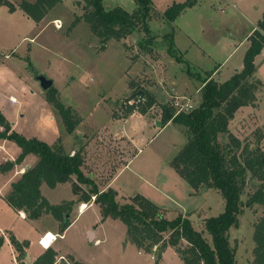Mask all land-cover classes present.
Returning <instances> with one entry per match:
<instances>
[{
  "label": "rangeland",
  "instance_id": "obj_1",
  "mask_svg": "<svg viewBox=\"0 0 264 264\" xmlns=\"http://www.w3.org/2000/svg\"><path fill=\"white\" fill-rule=\"evenodd\" d=\"M8 1L14 9L0 3V52L6 56L0 58V109L13 128L27 138L35 137L48 144L61 138L71 154L72 148L82 150L87 161L85 174L101 190L111 187L117 191L119 204L143 195L161 207L170 220L180 214L187 216L194 228L212 242L206 220L225 211L226 199L214 187L193 188L172 166L171 161L187 142L181 126L172 123L162 127L150 115L139 112L128 118L119 116L124 115L122 106L133 93L132 80L158 97L166 96L177 108L187 102L200 106L201 88L210 72L215 71L213 79L224 82L243 68L250 45L247 35L264 17V0H197L173 21L167 20L164 12L186 0H153L148 33L140 29L122 40L107 41L98 37L86 21L77 22L86 10L84 0H62L42 21L25 13L19 5L23 0ZM104 5L107 9L120 6L130 12L137 8L136 0H104ZM172 42L177 57L183 61H177L169 52ZM255 62V77L263 88L257 100L241 107L229 125L232 134L239 132L240 139L247 138L249 142L257 135L264 137V54L258 55ZM188 68L194 76L188 74ZM36 73L53 80L57 99L71 106L75 116L81 118L76 128L83 131L82 138L78 131L70 133L72 136L66 131L58 109L47 100L49 90L42 88ZM153 113L160 117L158 107ZM220 140L227 141L228 135ZM8 144L12 152L16 148L21 151L17 143ZM261 147L264 149V138ZM15 171L20 172L14 178L17 181L22 176L20 166L0 173L9 175ZM73 179L76 181V176ZM2 182L0 178V187ZM261 184L263 180L249 173L239 223L229 231L238 264L253 263L254 227L264 215V206L248 207L245 202ZM81 186L83 193L90 192L91 185ZM11 190L12 184L0 193V239H4L0 264H20L11 241L14 233L35 239V225L62 232L56 225L59 215L61 224L67 215L70 221L76 219L54 245L66 256L59 264H73V260L83 264H185L172 246L161 249L160 243L151 252L141 249L131 240L123 220L103 215L95 196L86 204L94 202L82 210L73 181L55 187L41 184L48 203L59 206L58 216L44 212L37 219L24 220L6 201ZM89 229L96 232L94 240ZM34 242L26 249L32 258L26 260L27 264L40 250L38 240Z\"/></svg>",
  "mask_w": 264,
  "mask_h": 264
},
{
  "label": "trees",
  "instance_id": "obj_2",
  "mask_svg": "<svg viewBox=\"0 0 264 264\" xmlns=\"http://www.w3.org/2000/svg\"><path fill=\"white\" fill-rule=\"evenodd\" d=\"M61 1L23 0L19 5L29 17L35 21H42ZM84 1L86 10L77 22L86 21L91 30L103 41L111 38L122 40L140 29L149 32L148 20L153 0H136L137 8L132 12L120 6L107 9L104 0ZM196 1L174 3L164 15L167 20H176ZM0 3L9 5L11 9L15 8L8 0H0ZM249 40L244 66L240 71L224 82L212 78L215 71L209 73L201 88L200 106L178 112L174 104L167 100L163 102L156 92L146 90L139 81L132 80L130 87L133 93L142 90L144 94H138L132 102L128 99L122 106L124 115L119 116L127 118L139 112L155 118L156 114L153 112L158 107L163 125L172 121L181 126L187 142L171 161L172 166L193 188L214 187L221 191L226 199L225 211L206 220V229L211 234L212 242L194 228L187 216L180 214L170 220L164 216L161 207L143 195L137 194L132 197L131 202L119 204L116 199L117 191L111 187L101 190L91 176L85 174L82 150L75 151L74 154L67 152L61 138L54 144H48L35 137L27 138L13 128L0 109V126L3 128L0 130V140L13 141L21 148L15 160L0 165V172L13 169L29 154L38 157L37 163L26 169L21 178L12 183V190L6 197L7 201L15 209L24 210L32 219H37L44 212H53L58 216L59 206L48 203L41 193V184L46 182L49 186L55 187L59 183L73 181L74 192L80 194L78 201L88 202L95 196V202L102 206L103 215L123 220L131 240L141 249L151 252L154 246L162 243L161 249L167 246L176 248L185 264H238L236 249L231 245L229 231L239 223V216L244 208L242 195L249 173L252 178L264 181V149L261 147L264 137L257 135L253 142H249L247 138L242 140L231 133L229 125L241 107L251 105L257 100L258 93L263 88L262 82L255 77L257 71L255 61L264 49V17L249 36ZM173 42L169 52L177 61H183L177 57ZM2 57L6 58L0 52V58ZM187 72L194 76L190 68ZM48 90L47 100L58 109L66 131L69 134L73 133L81 118L75 116L71 106H66L57 99L53 87ZM225 134L228 135V140L221 141L220 137ZM73 176H76V181ZM81 184L91 185L90 192L83 193ZM256 204L264 206V184H261L245 202L248 207ZM58 217L61 220L62 217L60 215ZM70 224L68 215L67 219L62 221V232ZM166 235L169 237L166 238ZM3 241L1 238L0 245ZM11 241L18 251L20 264H27L26 248L29 242H20L16 237H12ZM184 241L187 242L185 247L182 246ZM254 242L252 264H264V215L255 224ZM31 264H58L57 252L49 247ZM73 264L83 263L73 260Z\"/></svg>",
  "mask_w": 264,
  "mask_h": 264
},
{
  "label": "crops",
  "instance_id": "obj_3",
  "mask_svg": "<svg viewBox=\"0 0 264 264\" xmlns=\"http://www.w3.org/2000/svg\"><path fill=\"white\" fill-rule=\"evenodd\" d=\"M256 28V26H254L252 29H251V31L248 33V37L252 34V32L254 31V29ZM262 54H264V49H263V51H262V53H261V55ZM14 100L16 99L15 97H12ZM146 115H148V114H146ZM131 116V115H130ZM129 116V117H130ZM235 116H236V114H235ZM128 118V117H127ZM154 119V121H156V120H160V117H155V118H153ZM173 122L172 121H170V122H168L167 124H165V125H163V123H162V127H164V126H166V125H169V124H172ZM80 128H76L75 129V132L76 131H78L77 133H79V135L81 136V138H82V135H83V131H80L79 130ZM0 130H2V127H0ZM232 132V131H231ZM234 133V132H233ZM236 136H238L239 138L241 137L240 136V133L238 132V133H234ZM71 136H72V134H70ZM116 136H119V137H121L120 135H117L116 134ZM122 137H124L125 139H127V136H122ZM11 143V142H13V141H10V140H0V154H3V155H1V160H2V162L5 160H11V161H13V160H15V157H17L18 156V154H20V152L17 150V148L15 149V151H11V149H12V145L11 144H8V143ZM131 142V141H130ZM15 143V142H14ZM73 153H75V151H76V149L75 148H72V149H70ZM8 152V153H7ZM84 159H86L85 158V156H84ZM37 161H38V157L37 156H35V155H32V154H29V155H27L26 157H25V159L23 160V162L22 163H20V164H17V165H15V167L16 166H20V169H21V173L23 174L25 171H26V169H28V168H30V167H32L33 165H35L36 163H37ZM86 161V160H85ZM1 162V163H2ZM87 162V161H86ZM0 163V164H1ZM85 164V163H84ZM86 165V164H85ZM85 165H83V168H85ZM18 170V169H17ZM18 173H20V172H18V171H15V173L14 174H4V173H0V178L3 180V182H2V186L0 187V193H1V191H4L6 188H8V187H10L11 186V184H12V182L13 181H15L14 180V178L15 177H17V174ZM21 177V176H20ZM111 183H112V181H111ZM110 183V184H111ZM3 193V192H2ZM76 200H77V195H76V197L74 198V203H77L76 202ZM7 201V200H6ZM92 202H94V201H92ZM92 202H90L88 205L86 204V202L85 201H81V203H83V207H81V209L82 210H84L86 207H89L91 204H92ZM80 203V204H81ZM19 214H20V216L24 219V220H28L29 219V217L27 216V213L24 211V210H18L17 211ZM75 220L76 219H74L73 221H71V224L67 227V229H65V231L62 233V232H59V231H56V230H53V229H50V228H39V226H37V225H35V226H32L33 227V236L35 237V239H27V238H22L19 234L17 235V233H14V235H15V237H16V239H18L20 242H24V241H28L29 242V246L26 248L27 250H28V248L32 245V244H34L35 242H34V240H38V243H39V245H40V250L38 251V252H36V254L35 255H31L32 257H33V259L34 260H36L41 254H43L44 252H45V250L47 249L46 247H44L42 244H40V242H39V240L46 234V233H52V234H62L63 236H64V234L67 232V230L68 229H70V228H72L73 227V225L75 224ZM56 225H58V227H61L62 226V224L60 223V221L58 220V222H57V224ZM89 232H90V234H91V236H92V234H93V237H92V239L91 240H94L95 238H96V232L94 231V230H92V229H89ZM62 238V237H61ZM59 239V238H58ZM58 239H56L55 241H53V243H51L50 244V247H52L56 252H57V263L59 264L60 262H61V260L62 259H65V254L63 253V252H61V251H59L57 248H55L54 247V245L56 244V242L58 241ZM9 241V240H8ZM97 242V241H96ZM11 244V243H10ZM42 248H44V250L42 249ZM49 248V247H48ZM31 258V257H30ZM31 260H32V258H31ZM33 260V261H34Z\"/></svg>",
  "mask_w": 264,
  "mask_h": 264
},
{
  "label": "water",
  "instance_id": "obj_4",
  "mask_svg": "<svg viewBox=\"0 0 264 264\" xmlns=\"http://www.w3.org/2000/svg\"><path fill=\"white\" fill-rule=\"evenodd\" d=\"M35 77H36L37 80L40 81L41 86H42V88H43L44 90H48V89H50V88L53 86V80L48 79L46 76H44V75H40L39 73H36V74H35ZM138 94L143 95L144 92H143L142 90H140L139 93H132V94L129 96V100H133ZM161 98H162V101H163V102L166 101V96L162 95ZM157 124H158L159 126H161V125H162V121H161V120H157ZM66 217H68V215H67ZM27 259H28L29 261H31V258H30L29 256H27Z\"/></svg>",
  "mask_w": 264,
  "mask_h": 264
},
{
  "label": "built area",
  "instance_id": "obj_5",
  "mask_svg": "<svg viewBox=\"0 0 264 264\" xmlns=\"http://www.w3.org/2000/svg\"><path fill=\"white\" fill-rule=\"evenodd\" d=\"M133 100H130V102H132ZM194 108V106L190 103V104H188V102L187 103H185L184 105H180L179 107H178V112H180V111H183V110H185V111H188V110H191V109H193ZM74 154V153H73ZM81 207H83V205L81 206ZM48 235H49V233H46L40 240H39V242H40V244H42L43 245V240H44V238H46V237H48ZM52 237L53 238H50L51 239V241L53 242V241H55L56 239H58L59 237L61 238V237H63V235L62 234H53L52 235ZM99 240H97V242H98ZM51 242V243H52ZM47 248V247H46Z\"/></svg>",
  "mask_w": 264,
  "mask_h": 264
},
{
  "label": "bare ground",
  "instance_id": "obj_6",
  "mask_svg": "<svg viewBox=\"0 0 264 264\" xmlns=\"http://www.w3.org/2000/svg\"><path fill=\"white\" fill-rule=\"evenodd\" d=\"M52 235L53 234L50 232L49 235H48V237L44 238V240H43V246L44 247H47V248L50 247V244L52 242L50 238H53Z\"/></svg>",
  "mask_w": 264,
  "mask_h": 264
}]
</instances>
